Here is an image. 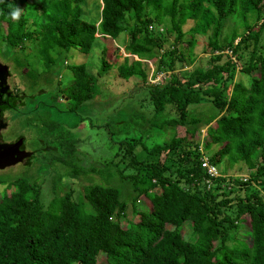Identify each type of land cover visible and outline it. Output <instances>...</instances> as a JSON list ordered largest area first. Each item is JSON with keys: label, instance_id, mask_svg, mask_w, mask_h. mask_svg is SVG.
Returning a JSON list of instances; mask_svg holds the SVG:
<instances>
[{"label": "trees", "instance_id": "16d2710c", "mask_svg": "<svg viewBox=\"0 0 264 264\" xmlns=\"http://www.w3.org/2000/svg\"><path fill=\"white\" fill-rule=\"evenodd\" d=\"M40 1L42 6L0 0V24L5 25L0 40L30 90L41 80L47 83L40 76L53 74L62 55L88 54L101 46L102 39H116L131 19L123 51L137 60L125 57L120 64L109 63L102 58L106 47H100L99 75L114 68L123 81L138 79L147 89L149 129L168 127L170 135L149 150L139 147L145 156L136 154L138 140L115 141L113 157L97 166L89 156H81L84 139L33 116L32 127L58 151L50 156V167L64 171L51 179L52 196L46 203L38 199L34 182L18 177L6 183L0 195V264H264V0H93L86 13L83 8L89 0ZM17 9L21 12L14 17ZM165 18L170 29L158 34L155 30ZM228 18L233 22L230 39L219 41ZM187 21L192 26L186 46L195 45V35L208 34L203 51L210 56L191 71L175 73L183 62L176 47ZM171 36L165 48V39ZM26 43L34 48L39 73L14 52ZM141 61L156 62L154 75L163 74V81L148 83ZM189 61L194 62L193 57ZM65 68L71 83L63 89L60 81L51 84V96L54 102L66 99V112L57 104V113L82 121L76 112L98 94V85L83 65ZM236 72L248 79L247 85L235 81ZM199 106L214 114L196 113ZM89 122V129L101 128ZM111 122L122 123L114 116ZM200 128H205L206 138L201 144L193 138ZM148 134L140 133V140ZM87 144L84 147L89 148ZM212 147L208 164L218 167L223 160L228 166L243 164L249 172L246 181L222 177L219 171V177L209 179L201 164L203 152ZM103 170L104 177H110L105 179ZM90 173L98 179L81 187L80 202L72 200V187L60 190L63 175L76 179ZM113 178L122 187L116 188V181L108 183ZM141 196L149 207L137 211ZM127 210L137 220L128 219ZM185 224L189 238L181 234ZM243 228L245 239H236Z\"/></svg>", "mask_w": 264, "mask_h": 264}, {"label": "rangeland", "instance_id": "374dc122", "mask_svg": "<svg viewBox=\"0 0 264 264\" xmlns=\"http://www.w3.org/2000/svg\"><path fill=\"white\" fill-rule=\"evenodd\" d=\"M29 3L34 2L38 6H42L43 3L40 0H28ZM93 0H89L83 8L84 13L87 12V8L89 9L91 7ZM38 8H36L37 10ZM21 10H19L20 14ZM39 12V9H38ZM18 14V15H19ZM17 15V16H18ZM233 22L230 18L223 21L222 28L220 30V36L219 41L222 38H226L227 40L230 39L231 31L233 29L232 26ZM29 25V24H28ZM132 20L129 19L128 22L125 24V31L121 33L116 39L110 40V39H102L100 42L102 43L100 47H106L105 52L102 55V58L105 61H108L109 63L114 64H120L122 62L123 58H128L132 60H137L136 57H130L129 54L123 51L124 45L127 43V30L132 27ZM192 26L191 21H187L184 25H182L181 30L184 32V36L182 38V42L177 44L176 50L177 52L181 53L183 57V62L180 64H177V70L178 71H191L193 69V66H196V64H203L206 59L209 58V53L207 51H203L204 45L206 43L207 35H195L193 40H195V45H193L191 48H188L186 46V42L189 41V35L187 34V30ZM162 28L163 32L165 30L170 29V23L168 22V19L165 18L164 21H162V24L159 26ZM241 30L239 29L238 32ZM5 32V25L0 24V35H3ZM161 33L162 35L164 33ZM96 37H99L96 35ZM172 36L167 37L165 39V44L163 45L165 48L169 47L171 44ZM236 41V40H235ZM235 41L233 43H235ZM94 46L91 51H89L88 54H82L80 52H74L70 51L64 55H62L57 65L59 66L53 71V74L49 75H41L40 78L48 79L47 83L46 80H41L36 84L37 88L36 90H45L47 94L45 96H48L53 93H51L52 86H48L50 84H55L56 81H60L59 88L63 89L66 85L71 83V76L69 71L65 68V66H77V65H83L84 70L86 73L92 76L93 83L98 85V94H95L91 101H89L87 104L84 105L83 108L80 109V112H76V114L82 119V121H78V117H72L71 115H68L66 113L60 114L57 113L58 110L56 109L57 104H61L58 109L61 110H67L65 99L64 97H60L57 99L56 102L51 98L50 100L44 99V97H35L32 100L30 99H24V103H28L29 101H32L34 104H38L39 108L34 112L30 114H22V116L14 115L16 113H7L4 115V120L7 124V127L5 129H2L0 132V141L3 142H12L16 140L19 137H23L26 141L25 147L27 149L35 150L40 147V145H43L41 142H38L39 140L43 141V137L38 133L37 128L32 127L33 116H37L39 120H44V123L49 124L50 122H53L57 124H60L66 129H70L73 136L80 137L82 140L84 139L83 145H81V148H83L80 152H82L81 156H89L90 159L95 163L97 166L98 164L109 161L113 157L114 148L115 146L112 145L113 142H119V141H129V139H135L138 140L137 143L140 145L136 148V154L145 156V152H143L139 147H143L146 150H149L154 144H162L163 142H167L169 140L170 130L169 128H164L162 130H154L149 129L150 125V117H151V110L148 107V100H147V89H144V85L136 78H129L126 81H123L118 78L116 71L113 69L107 71L104 75H99V64H100V58L101 54L99 52V48ZM15 54L20 57V59H24L28 62L29 66L36 72L39 73L41 68L37 61V59L34 56V48L30 43H26L22 49H15ZM215 55L218 54V52L214 53ZM224 54L229 55L230 53L228 51H224ZM193 57L194 62L192 61L190 63L189 58ZM65 61V62H63ZM63 62V63H62ZM143 63V68L145 69V72L147 74V82L150 84H156L161 83L163 81V74H155V63L156 62H150V61H141ZM0 64L6 65L8 67V70L10 71V78L8 79L7 83L10 88L17 90V92H26V85L28 84V79L25 77H21L19 75V70L14 68L13 62L10 60V57L7 56L5 53V48L3 47V44L0 40ZM179 65H181L179 67ZM252 77H256V73H252ZM247 78L242 77L239 73H235V81H240L241 83H244L247 85ZM249 82V81H248ZM45 84V86H44ZM228 93L230 91V87H228ZM41 101V102H40ZM38 102V103H37ZM41 105H46V107H42ZM37 106V105H36ZM49 106V107H47ZM129 108V116L127 111L124 109ZM127 108V109H128ZM204 113L202 114L204 117L207 115L211 116L214 114L213 110L206 111L204 106H199L196 109V113ZM18 114V112H17ZM114 116L117 117V119L122 122L121 124L116 125L115 122H111L110 120ZM8 117V118H7ZM6 118V119H5ZM7 120V121H6ZM89 121L93 122L91 123L93 126H101V128H90L89 129ZM114 121V120H113ZM51 124L54 126V124ZM76 125L75 128H71L68 124ZM114 124V125H113ZM104 125V126H102ZM111 126H113L111 128ZM117 126V127H116ZM118 128L114 131V129ZM148 129V130H147ZM85 130V131H82ZM80 131V132H79ZM149 132L147 136L148 138H144L143 140H140L141 136L140 133ZM42 134H46L43 131ZM140 132V133H139ZM179 136H183L182 130H178ZM194 141H197L199 144L202 143L203 140H205V128H200V131L198 134L194 135ZM39 139V140H38ZM44 143H49V141L44 140ZM88 142L87 145H89L92 148L84 147L85 143ZM142 145V146H141ZM142 148V149H143ZM201 148V147H200ZM90 149H93L94 152H92ZM215 147H212L210 151H207V153L203 152V158L202 160L206 159L213 151ZM144 150V149H143ZM41 151L38 152L39 157L41 158ZM78 154V153H77ZM80 154H78L79 160L82 162V159L79 157ZM36 157V156H35ZM263 157H264V151H263ZM39 158V159H40ZM88 158V157H87ZM89 159V158H88ZM90 161V160H89ZM258 162H261V159H257ZM81 162H79L81 164ZM83 164V162H82ZM86 168L88 165L83 164ZM46 166V167H45ZM50 162L39 161H29L28 163H23L21 165L12 166L9 168H4L0 170V195L2 194V190L6 187V183L13 179V178H22L24 177L26 180L30 182H34V185L36 186V189L39 191L38 199L41 202L46 203L47 200H49L52 196L50 193V187L52 185L53 176L57 174V172H63L64 170L62 168H55L50 167ZM57 166V165H55ZM58 167V166H57ZM217 170L220 172L222 177H230L232 179H247L249 177L248 168L246 169L245 165L243 164H236L234 166H228L227 162L223 160V162L216 167ZM56 170V173H55ZM52 172V173H51ZM103 177L105 174V171L103 170ZM54 174V175H53ZM52 175V176H51ZM109 176V174L105 175V179ZM110 177V176H109ZM96 181L98 179V176L96 174H86L85 176H78L76 179H70L69 177H61L59 180L60 183V190L65 191L69 187H72V200L76 203L80 202L82 199V188L84 185H86L88 180ZM102 180L103 178H99ZM117 178H113L108 180V183H113V181H116ZM116 188L119 189V187H122L121 181H116ZM251 187L255 190H258L259 187L255 183H250ZM122 189L126 190V187L123 186ZM11 190L8 189V192ZM154 192L158 193L159 190H155ZM127 208H130L129 200L125 201ZM149 202L144 198L140 197L138 199L136 210L142 211L143 209H148ZM126 217L128 219H131L132 222L137 220L135 214H131L130 210H127L125 213ZM246 218V217H245ZM167 229L170 227L167 226ZM247 230V228H243L242 231L240 230L237 234H235V238L238 240H244V232ZM181 234L184 236V238H189V228L187 224H185L182 227ZM234 235V234H233ZM230 240V239H229ZM231 242V241H230ZM230 245H233L231 243Z\"/></svg>", "mask_w": 264, "mask_h": 264}, {"label": "flooded vegetation", "instance_id": "af4514ba", "mask_svg": "<svg viewBox=\"0 0 264 264\" xmlns=\"http://www.w3.org/2000/svg\"><path fill=\"white\" fill-rule=\"evenodd\" d=\"M7 70H8V67H7ZM44 75H46V74H44ZM45 77L46 76H44V78ZM9 78H10V71L8 70V76H7V79H6L7 89H6L5 92L0 93V101L1 102H4L6 104V105H3V106L0 107V118H1L2 123L4 125V128L3 129H5L7 127V124H6L3 116L6 115L8 112L9 113H11V112L12 113H16L14 115L22 116V114L34 113L39 108V105L38 104H34L32 101H29L28 103H24L23 102L24 99H30V100H32L33 98L39 97V96L44 97V99H46L47 101L50 100L51 98L53 99V97L50 96V95L45 96V94H47V93L43 89H41V90H39V89L36 90L35 89L34 91L33 90H30V88H29V82L26 85L27 86L26 87V92H24V91L17 92V90L12 89V88L9 87V85L7 83V81H8ZM44 86H45V84H44ZM48 86H51V84L48 85ZM65 101H66V99H65ZM41 106L42 107H46V105H41ZM47 107H49V106H47ZM17 112H18V114H17ZM63 112H66V111H63ZM1 130H0V132H1ZM18 139H21V143L17 146V150H15V152L16 153L21 152V153H19V155H23V153H31V155L28 158H26V157L23 158L19 163L15 164L13 166L21 165L23 163H28L29 161L39 162L40 160L41 161H44L45 160L46 162H48L47 160L50 159V156L51 155L53 156L55 153L58 154V151L55 148L54 144H49V143L45 144L43 142L44 140L47 139V137L42 138L43 141L38 139L39 141H37V143L38 142H41L43 145H40V147L38 149H35V150H31V149L29 150V149H27L24 146L25 143H26V141H25V139L23 137H19V138H17L16 140H14L12 142H3V141H0V143L12 144V143H15ZM39 151H41V153H43V154H41L42 155L41 158L39 157L40 155H38V152ZM9 167H12V166H9ZM9 167H7V168H9Z\"/></svg>", "mask_w": 264, "mask_h": 264}, {"label": "water", "instance_id": "95a60500", "mask_svg": "<svg viewBox=\"0 0 264 264\" xmlns=\"http://www.w3.org/2000/svg\"><path fill=\"white\" fill-rule=\"evenodd\" d=\"M8 76V70L5 65L0 64V93H3L7 89L6 79ZM6 105L4 102L0 101V107ZM4 128L2 120L0 118V130ZM21 143V139H18L15 143L6 144L0 143V170L7 168L9 166H13L19 163L23 158L30 157L31 153H23V155H19L16 153L17 146Z\"/></svg>", "mask_w": 264, "mask_h": 264}, {"label": "built area", "instance_id": "2783aa9c", "mask_svg": "<svg viewBox=\"0 0 264 264\" xmlns=\"http://www.w3.org/2000/svg\"><path fill=\"white\" fill-rule=\"evenodd\" d=\"M148 29H149V30H152V29H154V28H152L151 26H149ZM158 31L161 32L162 29H161V28H158ZM201 166L205 169L206 174H207V176L209 177V179H214V178H217V177L220 176V174H219L217 168H216V167H213V166H211V165H209L208 162L206 161V159L202 160V164H201ZM239 180L246 181V179H244V178H243V179H239ZM205 183H206L207 185H210L208 180H206Z\"/></svg>", "mask_w": 264, "mask_h": 264}, {"label": "clouds", "instance_id": "9594fccd", "mask_svg": "<svg viewBox=\"0 0 264 264\" xmlns=\"http://www.w3.org/2000/svg\"><path fill=\"white\" fill-rule=\"evenodd\" d=\"M19 14V9H17L16 11H14L13 13H12V15L15 17V16H17ZM154 28V27H153ZM158 28H161V27H157V29L155 30V31H157V33L158 34H160V33H162L163 32V30L161 31V32H159L158 31ZM162 29V28H161Z\"/></svg>", "mask_w": 264, "mask_h": 264}]
</instances>
